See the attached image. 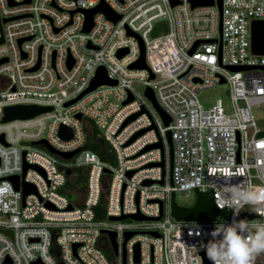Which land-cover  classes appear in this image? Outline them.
I'll list each match as a JSON object with an SVG mask.
<instances>
[{
	"label": "built area",
	"instance_id": "2783aa9c",
	"mask_svg": "<svg viewBox=\"0 0 264 264\" xmlns=\"http://www.w3.org/2000/svg\"><path fill=\"white\" fill-rule=\"evenodd\" d=\"M100 2L117 19L97 10L83 30L86 10ZM252 19H264V0H220L219 8L215 0L194 6L189 0H0V264H202L208 232L233 219L231 208L220 207L223 187L264 189V126L252 111L264 103V53L250 49ZM139 41L145 66H130L139 57ZM120 48L125 51L118 55ZM100 65L115 82L65 105L89 86ZM133 81L142 83L141 91ZM221 83L228 103L217 97L204 107L197 93ZM146 86L169 117L166 124ZM12 104L52 108L2 120L4 106ZM86 120L110 146L109 160L86 147ZM62 124L70 137L59 133ZM41 138L58 151L78 150L63 157L34 142ZM24 161L39 168L22 175ZM75 168L85 184L73 201L64 186L66 170ZM13 174L18 188L7 178ZM22 182L35 190L24 195ZM194 188L211 189L214 205L229 215L175 219L171 192ZM242 212L252 216L237 219L264 222V205ZM129 213L145 217H108ZM101 215L107 220H98ZM107 231L114 232L115 250ZM254 264H264V253Z\"/></svg>",
	"mask_w": 264,
	"mask_h": 264
},
{
	"label": "water",
	"instance_id": "95a60500",
	"mask_svg": "<svg viewBox=\"0 0 264 264\" xmlns=\"http://www.w3.org/2000/svg\"><path fill=\"white\" fill-rule=\"evenodd\" d=\"M175 2V0H171V3L173 4ZM190 2V6H194V5H198V4H212L213 0H189ZM218 8L220 7V0H215ZM102 11L107 17L111 18L112 20H116L118 15L114 14L106 4H104L103 2L98 3L97 5L89 8L86 10V20L84 23V27L83 30H89V28L91 27V15L94 11ZM3 38L0 37V42H2ZM22 39H20L19 41H21ZM197 43L194 42V44L192 45L191 49L195 46V44ZM139 45H140V54L139 57L130 64V66H136V67H141V66H145L144 63V59H143V46L141 44V41H139ZM250 49L252 52L254 53H264V19H252L250 22ZM125 51V49L120 48L117 51V54L120 55ZM4 60V59H2ZM0 60V61H2ZM72 63V59L69 58L68 60V65L70 66ZM38 65V64H37ZM37 65H35L32 68H36ZM249 66H243V67H239V66H231L232 69H236V68H246ZM262 68H264V66H262ZM150 76H152L150 74ZM220 81H223L222 79H220ZM115 81L113 79H110L109 77H107L105 69L103 66H98L95 70L94 75L91 78L90 84L87 88H85L79 95H77L75 98H72L68 101L65 102L66 104H69L71 102H73L74 100H76L77 98H79L82 94H84L85 92L91 90L92 88H94L96 85L101 84V83H114ZM145 95L150 99V101L152 102V104L154 105V107L157 109V111L159 112L160 116L162 117V120L164 122V124H166L169 120V117L164 113V111L158 106L155 97L153 95L152 89L149 86H146L145 90H144ZM131 97L129 96L127 99H130ZM51 106H46V105H39V104H12V105H7L4 106L3 111H4V115L2 117V120H9L12 118H18V117H29V116H33L39 112H42L44 110H48L51 109ZM138 112H135L131 115H129L124 123L128 120H130L131 118H133ZM78 117H81L80 113H77ZM145 128H141L139 130H137L128 140H132L136 135H138L139 133H141ZM59 133L63 136V137H70L71 136V130L70 128H68L65 125H60L59 127ZM166 136H167V141L169 144V158H170V162L172 160V146H171V140H170V136H169V130L166 131ZM1 139L3 140V137L1 136ZM35 143L38 142H43L45 143V145L47 146V148L52 151V152H57L60 153L63 157H69L71 156L75 151H77L78 149H75L73 151H68V152H64V151H58L57 149H55L54 147H52L51 145H49L45 139L41 138L39 140L34 141ZM154 145H159V142L156 143H151L145 146V148H149L151 146ZM144 148V149H145ZM24 153V152H23ZM161 163V161L159 162ZM151 164V163H148ZM36 167L39 168L36 164L34 163H28L26 161L23 162V171H22V175H24L26 168L28 167ZM104 171H107V168L103 169ZM67 173H70V169L66 170ZM131 171H127V174L129 175ZM7 178H9L15 185L16 188H18L19 186V176L17 174H13V175H8ZM144 182H149V180H145ZM22 188H23V192L24 195L27 194L30 191H34L35 188L34 186L29 183V182H22ZM194 193V200L190 205H181L178 204L174 201V193L171 192L170 194V214L177 220H203V219H213L216 215H222L223 217H227L229 215V210L227 208H217L212 200V191L211 189L208 190H198L196 188H194L193 190ZM69 208L72 207V205L68 206ZM125 216H129L135 219H139V218H144L145 216L139 214V213H129V214H121L118 216H108L109 218L113 219V218H122ZM239 216H245V217H251L252 215L246 212H242L239 214ZM156 218V217H153ZM111 245L113 247V249L115 250L116 245H115V241H114V232L113 231H107ZM132 233V231H127L124 233V238H127L130 234ZM150 233L155 234L154 231H150ZM76 247V245L74 246ZM135 260H137V245L135 244ZM202 264H208L210 261L208 260V258L202 253ZM59 264H63L62 262H59Z\"/></svg>",
	"mask_w": 264,
	"mask_h": 264
},
{
	"label": "clouds",
	"instance_id": "9594fccd",
	"mask_svg": "<svg viewBox=\"0 0 264 264\" xmlns=\"http://www.w3.org/2000/svg\"><path fill=\"white\" fill-rule=\"evenodd\" d=\"M228 174L225 173V176ZM225 203L233 211L231 223L216 224L211 237L201 245L211 264H254V258L264 253V222L249 224L237 219L241 210L256 212L264 205V189H252L243 183L223 187Z\"/></svg>",
	"mask_w": 264,
	"mask_h": 264
},
{
	"label": "rangeland",
	"instance_id": "374dc122",
	"mask_svg": "<svg viewBox=\"0 0 264 264\" xmlns=\"http://www.w3.org/2000/svg\"><path fill=\"white\" fill-rule=\"evenodd\" d=\"M133 88L135 91H141L143 88V85L140 81H133L132 83ZM221 98L223 103L226 105L228 103V94H227V85L225 83L216 84L214 86L206 87L200 90L197 93L198 100L202 103L204 107H209L212 105L215 98ZM252 111L254 113L256 122L258 126H264V103L257 105L252 108ZM48 122V120H46ZM24 141L17 142L18 145L24 144ZM185 191L178 192L176 191L174 194V201L181 205H190L194 200V193L192 190H190L187 194ZM104 203V200H102V204ZM98 220H107V217L104 215L98 216ZM126 220V219H125ZM106 254L108 253L111 257L115 258L116 255L108 250L105 251ZM109 255H107L109 257Z\"/></svg>",
	"mask_w": 264,
	"mask_h": 264
},
{
	"label": "trees",
	"instance_id": "16d2710c",
	"mask_svg": "<svg viewBox=\"0 0 264 264\" xmlns=\"http://www.w3.org/2000/svg\"><path fill=\"white\" fill-rule=\"evenodd\" d=\"M85 127L88 132V141L86 143V147L96 152L97 155L103 160H109L112 158L110 146L97 135L98 130L92 124L91 120L85 121ZM84 184L85 175L81 171V168H75L67 175L64 190L68 197L74 201L77 194L83 191ZM102 200L103 198H100L97 204V208L99 210H102ZM75 204H79V202H76ZM103 249L104 251H108V247L105 245H103Z\"/></svg>",
	"mask_w": 264,
	"mask_h": 264
}]
</instances>
